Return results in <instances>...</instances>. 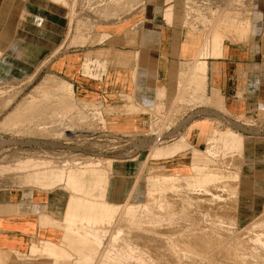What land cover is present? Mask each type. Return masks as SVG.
I'll use <instances>...</instances> for the list:
<instances>
[{
	"label": "rangeland",
	"instance_id": "374dc122",
	"mask_svg": "<svg viewBox=\"0 0 264 264\" xmlns=\"http://www.w3.org/2000/svg\"><path fill=\"white\" fill-rule=\"evenodd\" d=\"M48 1L64 7L67 13L68 26L64 41V53H68L72 47L79 46L103 48L105 43L110 45L113 41L109 37L111 34L120 33L123 30V41L126 40L131 43L128 31H126L127 29L132 30L134 33L137 30L150 29L153 19L161 20V17H163L164 23H161L162 25L173 26L174 29H178L179 33L174 40L181 47V62L185 59V67L190 68L187 73L179 75L176 96L170 97L172 95L168 90L160 92L158 94L159 102L153 111L147 110L135 103L134 88L132 87L126 90L129 94L113 95L112 97L106 96L105 98L103 97L104 95H101L94 100L79 98L76 88H74L75 95L73 96H59L57 93L59 90L54 87L51 90L58 95L51 93L40 99L34 98L32 101L33 107L30 108L31 112L27 110L22 116L15 119V122H10L12 123V126H10L12 129L9 127L0 128V140L10 141L12 139L15 141L13 144L4 145L0 148V160L2 158H6L7 160L13 159L12 164H14L13 161L34 159L40 164V170L51 172V179H40L38 182H35V180L24 182L22 180L23 175L29 171L31 172V169L34 167L30 165L26 166L25 170L17 167L12 171L1 173L0 200L4 198L8 199L10 194H17L18 198L24 197L26 201H30V196L34 197L37 201H41L45 199V195H48L50 202L53 201L55 204V207H52L54 209L52 215L55 218H61L67 211L73 210L75 204L72 198L82 201L85 198L103 199L107 203L118 205L119 207L126 203L142 205L147 201V187L150 181L148 177L153 176V174L149 176L152 172L155 173L156 171L158 173L159 171L163 174L182 176L192 174L190 171V157L193 154V149H196L198 145L195 137L187 139L188 129L195 124V121L196 123L211 121L213 128L216 129L214 131L218 133L216 134V139L218 140L216 146L224 142L232 144V149H228L225 152L219 151V155H221L217 159L218 167L224 173L234 176V179L226 178L223 180L225 182L217 183L218 191L221 192L222 202L224 200L223 205L226 204L221 210H224L223 213L226 212L225 210L230 211L226 213L232 212L236 216L234 225L226 224L227 219L223 216L224 228H226L223 230L225 232H223L224 238L231 240L236 234L247 232L252 228L251 224L264 216V0ZM222 25H226L228 28H231L229 30H232L230 33L226 32L220 35V37L226 40L224 48L228 46L249 47L255 55L253 58H256L255 67L258 78L249 83L251 86L250 91L253 95L251 96V110L247 113L241 112L236 115L229 113L224 106L223 96L216 88L211 90L209 96L207 95V72L203 79H200L196 74L195 78L188 81V76L194 63L193 54L199 48H202L206 39L212 41L216 32L215 30H222V28H219ZM245 26H248L247 29L249 30V36L246 40L230 44L237 39V35H235L233 29ZM106 38L108 40L105 42ZM69 40L70 42L67 44ZM193 41L197 42V47L189 48V43ZM227 41L230 43L228 44ZM182 45L184 46L183 49ZM60 52L62 51L60 50L58 53ZM111 54L113 53L110 51L102 50L89 52L84 56L82 63L83 77L100 83L99 77L102 75L97 74V71L102 70V74H105L108 65L106 62H100L99 59L104 57H111L110 59H112ZM90 56H95V61H92ZM1 58L2 53H0V60ZM207 58L209 59V57ZM113 61L126 63L127 58L119 56L115 59L113 58ZM91 64L95 65V67L91 68ZM1 68L0 97H2L0 101H9V104H11L5 111L0 113V126H2L4 114L6 112L9 113L15 104L25 99L28 95L35 93L36 88L44 87L45 81L54 79L55 84H57V80L61 84H72L70 82L67 83L68 81H63V79L57 76L46 73L45 70L40 72V69H35L32 73H24L18 70L8 71L7 67ZM94 68L95 71H93ZM242 94L238 96L242 97ZM52 95H55L54 98ZM163 99H166L164 103L161 102ZM39 102L40 106L38 105ZM51 102L54 103L51 104ZM74 104L75 106H73ZM92 104L97 105L96 108L98 107L99 112L94 107L86 111L84 105ZM78 106H82L84 110ZM131 107L136 109L135 114L126 115L124 112ZM201 107H210L217 111L218 119H205L200 116ZM187 109L191 111V114L184 116V114H187ZM140 113L145 115L143 120L137 119ZM79 114L81 115L80 118ZM177 116H181V119H178ZM10 130L12 134H10ZM67 133H69V136ZM179 145H182V148L175 155L163 156V158L161 155H153L152 149L159 153ZM199 147L203 149L204 145L201 144ZM176 156H178L179 168L173 171L166 165L170 159ZM124 161H128L129 166H126L127 168L122 170L127 171V175L123 179L124 182L119 184V181L116 182L118 178L115 176V170L119 169L115 168L114 165L115 163L120 164ZM245 164L246 166L248 164L256 166L257 174L262 179L260 186L261 198L257 201L256 206L250 209L251 214L247 215H243L244 209L241 208L239 199L240 175L246 167ZM16 169H18V172ZM28 169L30 170L28 171ZM72 172H78L79 174L77 179L78 181L80 180L81 186L77 189H72L68 184V176ZM103 174L105 175L103 176ZM223 183L224 185L226 183H228L226 185L236 183L237 190L229 196L228 187L226 185L225 187L222 185L223 188L220 186ZM104 192L106 196H104ZM228 196L230 200L225 201L228 200ZM231 196L236 197V199H233L234 203L231 200ZM222 202L218 203L222 204ZM15 203V201H11L10 203L0 205V230L8 229L12 224L23 225L7 220L10 217H17L15 214H20L19 206ZM231 204H234L233 209L235 207V212L231 211L233 210L231 209ZM34 207L33 213L36 215L45 211L47 212L46 209H41L40 211L38 207ZM177 209L183 210L181 207ZM48 212L51 213L50 210ZM183 217H181V213L179 214V212L173 216L175 219V221L173 220L174 227L181 225L180 222L182 220L180 219L185 218ZM209 219L212 220L213 218L209 217ZM210 223L211 221L207 222V224ZM161 227L164 228V226ZM226 232H229V234ZM29 234L34 236V231H30ZM0 245H3L2 239L0 240ZM24 247L28 248L25 242L20 244L19 248ZM33 249L35 252L30 255L34 253L39 254L38 248L35 245H33ZM0 264L7 263L5 260L0 259ZM30 264L39 263L32 262ZM91 264H94V262H91Z\"/></svg>",
	"mask_w": 264,
	"mask_h": 264
},
{
	"label": "bare ground",
	"instance_id": "6f19581e",
	"mask_svg": "<svg viewBox=\"0 0 264 264\" xmlns=\"http://www.w3.org/2000/svg\"><path fill=\"white\" fill-rule=\"evenodd\" d=\"M56 1L62 2L64 0ZM130 4L131 3H129V5ZM247 27L248 26L233 29L235 35H237V39L235 42L233 41V43L227 41L228 44H236L246 40L249 36ZM219 28H222V30H215L216 32L212 41L206 39L205 44L197 51L188 76V81L195 78L196 74L200 79L206 76L208 70L206 65L207 57H209V59L220 57L224 43L226 42L220 35L226 32L230 33L232 30H229L231 28H228L226 25H222V27ZM110 30L112 29L110 28ZM126 31H128L130 42H135L137 33H134L130 29ZM195 46L197 47V42L193 41L189 43V48H195ZM76 59V57H69V64L73 61L75 62ZM103 75L99 77L100 85L104 84L102 80ZM55 83L54 79H49L47 82L45 81L43 84L45 85L44 87L36 88L35 93H31L25 99L15 104L9 113L6 112V114H4L2 126H0V128H10V126H12L10 122L19 118L25 111H29L30 108L33 107L32 101L34 98L40 99L51 93L53 94L54 92L51 89H54V87L59 90L57 91L59 96L75 95L72 84H61L60 82L58 83V80L57 84ZM57 93L54 94L58 95ZM127 93L126 91L124 92V94ZM55 95H52V97L54 98ZM58 99L60 98L58 97ZM52 103L54 102H51V104ZM10 104L9 101H0V113L5 111ZM38 105L40 106V102ZM42 105L41 107L44 106ZM47 106L49 107V105ZM73 106H75V104ZM96 106L93 104L84 105L86 111H89L88 109L91 107H94V109L98 111V107L96 108ZM135 112L136 109L131 107L124 113H126V115H133ZM80 117L81 115L79 118ZM59 121L61 122V120ZM70 129L72 130V128ZM214 130L216 129L213 128L211 121L199 123L195 121V124L190 126L187 139L195 137L198 145L196 149H193V154L190 157V171L192 174L182 176L176 174H163L159 171L158 173L156 171L155 173L152 172L149 176L152 174L153 176L148 177L150 181L147 187V201L142 205L126 203L119 207L118 205H111V203L109 204L103 199L95 200L92 198H85L82 201L77 198H72L73 200H71L75 204L73 210L67 211L61 218H55L52 213L46 211L37 214L35 218H31L30 220H25L23 218L22 221V217L19 216L20 214H15L17 215L15 218H7L8 221L13 223H26L25 228L27 229L26 234L28 235H30V231L39 229L38 233L46 231L57 239H25L26 237H23L24 239L17 242H20V244L25 242V245L28 246V248L26 247L27 249L24 247L13 250H0V259L5 260L7 264H30L32 262H38L39 264H91V262H94V264H264V216L256 221L258 222L257 224L256 222L252 223V228L247 232L236 234L231 240L224 238L223 230L226 228H224L223 216L227 219L226 224L230 225H234L236 216L232 212L226 213L230 211L225 210L226 212L223 213L224 210H221L226 204L223 205L224 200L222 202V196H220L221 192L218 191L219 188H217V183H221L226 178L234 179V176L224 173L222 169L218 167L217 159L220 158L221 155H219V151L225 152L228 149H232V144L224 142L216 146L218 142L216 134L218 133ZM9 132H11V130ZM10 134H12V132ZM67 135L69 136V133H67ZM14 142L15 141L12 139L10 141L0 140V148L4 145L13 144ZM201 144L204 145L203 149L199 147ZM181 148L182 145L169 150L165 148L166 151H161L159 153L152 149L154 152L152 153L154 156L161 155L163 158V156L175 155ZM12 160L13 159L7 160L6 158L0 160V174L12 171L17 167L21 170H25V167L30 165L34 166L31 172L29 171L30 169H28L29 172L26 171L27 173L23 171L25 173L22 177L24 182H30L32 180L38 182L40 179H51V172L40 170V164L34 159L13 161L15 165L12 164ZM17 170L18 169H16V171ZM78 175V172H72L68 176V184L72 189H77L81 186L80 180L78 181L77 179ZM104 175L105 174H103V176ZM222 185H224V183L220 186L222 187ZM225 185L223 187H225ZM226 186L228 187L229 196L237 190L236 183ZM233 199H236V197L231 196V200ZM229 200L230 199L225 201ZM218 202H222V204ZM232 202L234 203L235 201L233 200ZM231 206V209H233L234 204H231ZM180 207L183 210L177 209ZM231 211L235 212V207ZM178 212L179 214L181 213V217L184 216L188 219L183 217L184 219H180L182 220V223L180 222L181 225H178L177 222L178 226L174 227L173 220L175 221V219L173 216L177 215ZM209 217L213 219H209L211 223L207 224V222H210L208 220ZM158 224L164 226V228L160 225V227L157 226ZM226 233L229 234V232ZM36 234V231H34V236ZM106 234L107 239L105 237ZM3 235L0 234V239L3 240V245H7L8 247L9 240L12 241L13 238H10L8 235ZM15 240L16 239H14V241ZM33 245L38 248L39 254L34 253L30 255L35 252Z\"/></svg>",
	"mask_w": 264,
	"mask_h": 264
},
{
	"label": "crops",
	"instance_id": "0c3cea01",
	"mask_svg": "<svg viewBox=\"0 0 264 264\" xmlns=\"http://www.w3.org/2000/svg\"><path fill=\"white\" fill-rule=\"evenodd\" d=\"M161 23H164L163 17L161 20L153 19L150 29L137 30L139 37L133 43L123 41L122 31L111 34L109 37L114 43L113 41L110 45L105 43L103 48L79 46L72 47L68 53H64L68 26L64 7L48 0H0V52L2 53L0 71H2L1 67H7L8 71L18 70L24 73H32L35 69H40V72L45 70L48 74L72 83L73 88L78 91L79 98L90 100L101 95L105 98L124 94L128 88L132 87L135 103L152 111L159 102L160 92L168 90L172 95L170 97L176 96L178 77L187 73L190 68L185 67L184 58L181 62V47L174 40L179 33L178 29H174L173 26H164ZM116 39L118 41H115ZM107 40L108 38L105 42ZM69 42L70 40L67 44ZM183 47L182 45V49ZM60 50L62 52L58 53ZM102 50L110 51L117 56L112 54V59L111 57L99 59L100 62H106L108 65L104 75L102 70L97 71V74L103 75L104 84L100 85L98 81L83 77L82 63L84 56L89 52ZM196 54L197 52L193 54L194 59ZM119 56L126 57L127 62L113 61V58ZM254 56L249 47L228 46L223 47L220 57L207 59L208 62L206 60L207 95L211 94L213 88L218 89L229 113L236 115L251 110L253 93L250 91L249 83L258 78ZM69 57L77 59L69 64ZM90 57L92 61H95V56ZM92 67L95 65L91 64ZM241 93H243L242 97H239ZM165 101L166 99H163L161 102ZM200 111V116L205 119L218 117L217 111L210 107H201ZM186 113L184 116L190 115L191 111L187 109ZM144 116L140 113L137 119L143 120ZM177 117L181 119V116ZM178 156L167 162L169 165L166 166L169 169L176 171L179 168ZM126 166H129L128 161L114 165L119 169L115 170V176L118 178L116 182L119 181V184L124 182L123 179L127 175V171H122L127 168ZM256 168L248 164L240 175L239 199L241 208L244 209L243 215L251 214L250 209L254 208L261 198L262 179L259 178ZM103 194L106 196L105 192ZM44 198L37 201L30 196V201H26L24 197L18 198L17 194H10L8 199L0 200V205L15 201L19 206L21 220L23 221V218L30 220L36 217L33 213L34 206L40 211L46 209L47 212L50 210L52 214L54 213L52 212L54 211L52 207H55L54 202H50L48 195ZM25 224L20 226L12 224L8 229L0 230V234L13 238L12 241L9 240L8 247L0 245V249H19L20 242L17 241L25 237V239H57L46 231L38 233V228L34 230L37 233L35 236L28 235Z\"/></svg>",
	"mask_w": 264,
	"mask_h": 264
}]
</instances>
